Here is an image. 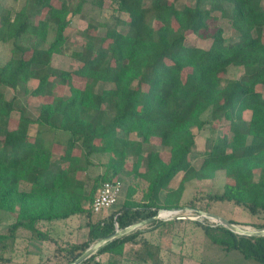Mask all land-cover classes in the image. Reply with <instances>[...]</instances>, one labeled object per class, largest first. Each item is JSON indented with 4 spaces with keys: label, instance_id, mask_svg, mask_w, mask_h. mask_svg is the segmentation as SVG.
Wrapping results in <instances>:
<instances>
[{
    "label": "trees",
    "instance_id": "trees-1",
    "mask_svg": "<svg viewBox=\"0 0 264 264\" xmlns=\"http://www.w3.org/2000/svg\"><path fill=\"white\" fill-rule=\"evenodd\" d=\"M87 1L26 0L20 8L7 7L0 20V41L11 50L0 64V212L15 213L10 235L22 227L45 237L38 227L42 220L90 216L86 203L104 182L122 175L132 177L122 205L105 219L89 221L86 240L67 243L68 262L113 232L115 219L124 228L160 209L181 208L185 182L212 178L219 169L230 179L218 200L252 213L264 209L262 0H109L111 10L127 18L99 24L90 19L88 25L102 26L103 33L84 29V46L73 49L65 30ZM221 18L236 36L225 37ZM188 33L209 44L187 45ZM54 53L80 64L74 70L55 67ZM236 67L243 68L241 75L226 76ZM29 79L37 84L25 93L43 99L35 118L17 95L8 99L4 92L6 87L17 92ZM66 87L68 93H62ZM208 110L209 118H203ZM219 120L228 122L231 137L217 134ZM207 125L211 135L196 165L194 128ZM50 131L66 140L48 142ZM96 154L107 155L105 169L91 176ZM205 230L225 250L237 249L264 264V235L236 233L221 224ZM138 233L108 241L83 263L105 251L125 255V244ZM148 255L149 243L142 241L133 259L142 263ZM155 264L164 263L157 258Z\"/></svg>",
    "mask_w": 264,
    "mask_h": 264
},
{
    "label": "rangeland",
    "instance_id": "rangeland-1",
    "mask_svg": "<svg viewBox=\"0 0 264 264\" xmlns=\"http://www.w3.org/2000/svg\"><path fill=\"white\" fill-rule=\"evenodd\" d=\"M74 1L75 0H73V2ZM25 2L26 0H0V20L1 18L3 19L7 7L12 6L20 8ZM262 5L264 6V0H262ZM117 16H120L119 18L123 19L127 18L126 13H120L118 15L114 13L111 10L109 0H102L101 5H96L95 0H88L84 6L83 13L73 18L70 25L65 30L68 47L78 50L82 49L85 43L82 31L88 27L93 32L96 31L103 33L104 28L102 26L98 25L95 27L93 25H88L90 19H93L97 24L107 21L110 23L117 21ZM220 24L223 26L226 38L236 36V31L231 27L227 19L221 18ZM118 28H122V25ZM186 44L205 46L209 44V41L200 39L194 33H188ZM10 54L11 50L9 45L0 41V64H3L9 58ZM52 64L61 69L74 70L80 63L68 54L54 53L52 56ZM242 72V67H236L229 68L225 73L226 76L231 77L239 76ZM75 79H77V77H75ZM36 84V80L29 79L26 85L21 86L17 92L13 91L10 87L4 88L6 98L9 99L14 94L17 95L21 100V103L26 107L27 115L32 118H35L38 115L43 99L42 97L34 96L31 93H25V88L27 87V89L31 91ZM258 88L264 93V87L259 86ZM62 93H68V88L66 87ZM243 115L244 118H249L250 111L246 110ZM18 116L19 112L17 110L14 111L13 120H16ZM209 116L210 110L202 114L203 118H209ZM11 124L14 123L11 122ZM214 127L217 129L218 135L231 137V133L228 129V122L225 120L216 121ZM194 132L196 134L194 153L197 154V157L194 158L193 162L194 164L199 165L202 160V158H200L201 153L207 147V138L211 134L208 125L201 130L194 128ZM132 136L135 137V134ZM45 139L48 142H51V140L53 141L54 139H57L58 141L63 140V142L66 140L64 135L52 131L47 133ZM162 154L164 157L167 156L166 152H163ZM93 159L96 164L89 170L91 176L103 173L105 167L102 162L107 160V155L96 154L93 155ZM131 162V159L127 160L128 168L131 167ZM142 168H145V165H143ZM182 174L181 171L176 176L175 180L172 182L173 185L177 186ZM117 179L121 180L123 184L118 201L106 211L100 213L91 212L89 216L91 220L92 218L93 220H97L98 218H101L102 215L104 216V219L109 217L116 212L120 207V204L123 203L128 185L132 182V177L130 175H122L119 178L117 177ZM229 179L230 178L226 176L225 171L219 169L212 178L202 180L191 179L186 181L183 192L184 197L182 195L181 198L182 207L179 209L180 211L168 216H161L160 220H163V223L160 224V230L149 234L148 237H141L142 231L140 230L152 231L156 227L152 221V223L150 222L137 227L135 230H139V233L134 240L129 241L132 242V244L127 247L125 255L121 256V264H144L143 262L139 263V260L132 259L134 258L135 251L141 248L142 241L149 243V255L146 261H144L145 264H154L157 258H161L164 264H262L258 260L244 257L237 249L228 251L214 242L206 232L205 228L206 226L215 227L220 223L197 211V209H200L203 211L214 212L227 219L233 220L234 223L242 226L251 229H260L258 226L264 225V209H258L255 213H252L245 206L237 205L230 201H220L216 198V195L222 192L224 183L229 181ZM23 187L28 189L30 186L24 184ZM141 195L142 192L139 189L135 194V198L140 199ZM89 204L91 203H86V205ZM190 205L194 207H189ZM173 215L190 216V218L188 217V219L174 222L172 219H169ZM193 216L195 218H191ZM86 217L87 215H83L80 219ZM77 218H79V215L75 214L68 219L65 218V220L60 218L58 220L40 221L38 227L45 237L36 236L30 230L22 227H19L14 231L13 235H10L12 234L10 226L12 222L15 221V213L2 210L0 212V236L5 237H0V264H67L68 258L65 247L69 242V240H67L69 239L67 237L68 235L63 233L65 232L63 230L64 227L61 229L58 227H52L50 224H63L65 222L68 224L70 223V225L73 223L72 225L75 226V220H77ZM144 218L145 217H141L136 222ZM74 231L76 233L77 230L74 229ZM78 237L81 238V235L77 233L75 238ZM156 238L161 239L157 241ZM178 242L182 245L181 249L183 250H173L172 252L165 251L161 253V255L158 253L162 249L168 250L166 249L167 247H175ZM95 256L99 258L97 261L98 264H108L103 252L97 253ZM113 257L119 258V256ZM34 258L36 261H34ZM112 258L110 257V259Z\"/></svg>",
    "mask_w": 264,
    "mask_h": 264
},
{
    "label": "water",
    "instance_id": "water-1",
    "mask_svg": "<svg viewBox=\"0 0 264 264\" xmlns=\"http://www.w3.org/2000/svg\"><path fill=\"white\" fill-rule=\"evenodd\" d=\"M175 209H181V208H174L172 210H175ZM197 211L206 217L214 219L216 222L220 223L221 225L229 228L230 230H232L236 233L245 234V235H264V228L251 229L249 227H245V226H242L240 224L234 223L230 219H227L224 216H221L217 213L203 211L200 209H197ZM158 212H159V210H158ZM158 212H157V214H154L153 216H150V217L143 219V220H140L138 222H134V223H132V224H130L124 228L116 227L114 229V231L111 232L110 234H108V235L94 241L93 243H91L75 259L71 260L67 264H82L83 262L89 260L92 257V255H94L97 252V250L101 246H103L105 243H107L108 241L116 239V238L130 232V231L136 229L137 227L147 223L148 221H152V220L160 218V215ZM173 217H180V218L182 217L185 219H188V217L190 218V216H173ZM191 218H195V217L193 216Z\"/></svg>",
    "mask_w": 264,
    "mask_h": 264
},
{
    "label": "crops",
    "instance_id": "crops-1",
    "mask_svg": "<svg viewBox=\"0 0 264 264\" xmlns=\"http://www.w3.org/2000/svg\"><path fill=\"white\" fill-rule=\"evenodd\" d=\"M183 197H184V194H183ZM122 204H120V206H121ZM77 215H79V218H77V220H75V223H76V225L75 226H73L72 224L70 225V223L68 224V223H63V224H58V223H56V224H50V225H52V227H58V228H61L62 229V227H64V231L65 232H63V233H65V234H67L68 236V238L69 239H67V240H69V242H81V241H83V240H86L87 239V237H88V232H89V225H88V222L89 221H96V220H93V218H92V220L89 218V216L87 215V217L86 218H81L80 219V217H82L83 215H86V214H77ZM173 216H177V215H173ZM170 217L169 219H172L174 222H179L180 220H183V219H185V218H180V217ZM69 217H66V219H68ZM146 218H148V217H145L144 219H146ZM64 220H65V218H63ZM101 219H104V216L102 215V217L101 218H98L97 220H101ZM58 220V219H57ZM83 220V221H82ZM143 220V219H142ZM155 220H157V219H155ZM158 220L160 221V223L159 224H157V225H154V226H156L152 231H149V230H146V231H143V230H140V231H142V234H141V237H148L149 236V234H151V233H155V232H157V231H159L160 230V224L161 223H163L162 221L163 220H160V218H158ZM152 221H154V220H152ZM165 221V220H164ZM79 222V223H78ZM151 221H148L147 223H145V224H148V223H150ZM85 224H86V226H85ZM144 225V224H143ZM88 227V228H87ZM74 229L75 230H77L76 231V233H75V231H74ZM79 234V235H81V238H75V236H76V234ZM159 239H161V238H159ZM159 239H157L156 238V240L158 241ZM131 244H132V242H127L126 244H125V250H127V247H129V246H131ZM181 247H182V245L181 244H179V242L178 243H176V246L175 247H167L166 249H168V250H161L160 252H158V253H160V255H161V253H163V252H165V251H169V252H172L173 250H179V249H181ZM181 250H183V249H181ZM183 252V251H182ZM104 253V256H106V259H107V261H109L110 260V257L112 258L113 256H116L114 253L113 254H111V253H109L108 251H105V252H103ZM181 255H182V253H181ZM30 256H32V255H30ZM113 258H116V257H113ZM112 258V259H113ZM118 258V257H117ZM120 258H122V257H120L119 256V260H121ZM133 259V258H132ZM34 261H36V259L34 258ZM33 262V261H32ZM155 262H156V260H155ZM108 263V262H107ZM144 264H145V262H143ZM155 264V263H154Z\"/></svg>",
    "mask_w": 264,
    "mask_h": 264
},
{
    "label": "built area",
    "instance_id": "built-area-1",
    "mask_svg": "<svg viewBox=\"0 0 264 264\" xmlns=\"http://www.w3.org/2000/svg\"><path fill=\"white\" fill-rule=\"evenodd\" d=\"M122 182L119 179L106 181L102 184L100 189L98 190L97 194L93 198V201L91 203V209L94 213H100L103 211L108 210L111 206H113L117 201L122 191ZM162 210H168V209H160L159 215L160 217ZM173 213H177L180 210L179 209H169ZM114 224L116 227L118 226V223L116 219L114 220ZM94 260V261H93ZM90 263H82V264H98L97 261L99 260L98 257H94Z\"/></svg>",
    "mask_w": 264,
    "mask_h": 264
},
{
    "label": "bare ground",
    "instance_id": "bare-ground-1",
    "mask_svg": "<svg viewBox=\"0 0 264 264\" xmlns=\"http://www.w3.org/2000/svg\"><path fill=\"white\" fill-rule=\"evenodd\" d=\"M170 214H172V211H170V210H162V212H161L162 216H168Z\"/></svg>",
    "mask_w": 264,
    "mask_h": 264
}]
</instances>
